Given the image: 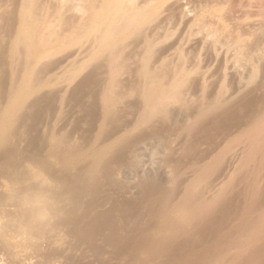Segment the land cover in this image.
Returning a JSON list of instances; mask_svg holds the SVG:
<instances>
[{
	"label": "bare ground",
	"instance_id": "6f19581e",
	"mask_svg": "<svg viewBox=\"0 0 264 264\" xmlns=\"http://www.w3.org/2000/svg\"><path fill=\"white\" fill-rule=\"evenodd\" d=\"M237 1L238 4H235L237 2L234 4L239 10H236L238 14L236 13L234 18L230 14L233 11V8H229L233 6L231 0H0V109L2 108V111L0 110V264H12L10 252L16 247L27 250L31 254L30 256L36 259L37 264H91L95 258L93 253H98L101 258L104 257L100 250L105 248L106 241L109 240V247L118 245V243L112 244V242L110 244V238L108 239L110 235L113 237L112 241L119 239V232V235L116 231H112V234L110 232L114 224L112 225L109 221L116 218L114 216L106 223L107 225L109 223L107 227L110 229L107 232L110 234L104 238L106 239L104 247L103 242H101L102 247L97 252L92 243L94 238L92 239L91 236L94 225L91 226V229L89 226L91 223L85 224V219L88 218L92 205L90 203L89 206V203H86L87 206L84 204L85 202L82 204V201H86V199L83 200L81 197L89 193L86 191L97 193V190H94V188H98L95 179L99 173L108 167H106L105 162L113 160L124 146L130 150L132 146L137 145L139 147L142 145V143L137 144L138 142L132 137V134L136 136V134L147 133L148 137H143V139L148 138V141H154L149 137V134L169 138L167 135L172 131L162 135L165 130H162L164 127H161L166 125L165 128H167L170 120L174 123V117L185 111L188 113V111L191 112L195 109L194 112L192 111L193 115H190L192 118L188 115L191 119L189 124L184 128L180 124V128L179 124L174 125L177 122L175 120L173 125L179 131L183 129L181 133H185L188 137H192L190 136L192 134L197 135L202 127V131L205 132L208 129L207 123L214 127L218 126L217 122H220L218 116L227 115L228 117L230 114V118L231 109L241 101L240 98L247 97L253 87L264 84V51L258 53V50L262 48H259L260 46L258 47L256 43L257 39H260L258 38L259 32H261L260 28L262 27V31H264V0ZM258 44L260 45V43ZM261 44L264 45V42ZM126 78L133 80L130 86H127L129 83L125 82ZM96 82L100 86L97 96L100 104L99 111L102 114L101 119L97 120L99 132L94 139L92 138L93 135L89 136V139H93V141L90 140L92 143L88 142L89 140L87 141L89 144L80 143L77 139L75 142L72 140L73 138L71 139L72 136L68 135L70 133L65 132L68 125L65 122L78 107V97H80L82 89L93 87ZM258 87L253 91H257ZM260 91L259 94H261ZM257 95L256 98H258ZM261 95L259 97L264 98ZM90 96L93 95L90 94ZM86 97L89 98L87 95ZM248 98L242 99L246 101L249 100ZM91 99L93 98L91 97ZM128 101L134 103L130 104ZM249 102H247L248 104L245 103L250 105L252 102ZM255 102L258 103L259 101ZM255 102L253 101V103ZM80 103H83L82 100ZM241 103L243 102L239 103L242 106ZM129 104L135 111L133 119H131V112L128 113L129 106L128 110L125 109L126 105ZM78 105L83 107V105ZM262 105L259 106L263 108ZM95 107L93 106V108ZM122 107H125L128 116L131 115L129 116L131 122L125 127L124 122L121 121L125 128L120 130V127L123 128V126L120 121V123L118 122V118L123 119L120 116ZM175 107L177 110L179 108V114L174 111ZM243 107H245L244 104ZM235 108L233 112L238 113ZM180 109L184 111L181 112ZM80 110L77 108V111ZM96 110L98 109L96 108ZM171 111L175 112V115H172ZM41 112L51 116L55 115L53 118L49 116L52 118L50 120H53L49 121L52 126V129L48 130L51 132H49V138H43L49 139L50 146L45 155L40 151V146V149L30 146L34 143L32 142L33 138L29 135L30 128L36 123L37 116ZM83 112L79 118H82ZM243 112L241 114H250L248 111ZM255 112H253L254 120L250 121L253 123L244 122V127L241 123V128H244L241 132L232 127L234 132L237 131L236 134L238 132L240 134L235 136L233 130L234 135L230 131L233 138L229 137L230 139L222 140L224 143L221 145H213L211 156L208 154L210 148H207L208 153L200 152L204 153L202 154L204 157L209 158V160H205V164L203 160L202 166L197 165L198 167H196L195 165L194 167L193 164H196L200 158L195 156L196 152L192 149L195 146L193 144L202 140L197 141L198 138L196 137L195 143L190 144L192 148L185 144L186 149L193 150L195 153L193 156L197 160L191 165L193 169L188 171L191 174L188 176L191 178L184 181L186 182L185 188L184 190L181 189L183 193L176 200L175 195L172 194L178 188L175 185V189L171 187L173 192L169 193L171 190L169 192L166 190V194H164L165 189L161 190L158 185L150 184L155 188L158 186V189L163 192H161L162 196L156 193L158 196L160 195L159 200L156 199L157 197L155 198L159 201V206H157L158 203L155 204L158 201L154 202V205L159 207L157 212L150 208L153 207L151 204H147L149 210L152 211L151 209H153L156 215L153 213L151 215L149 211H146L147 209L145 210L150 214L149 220H147L150 225V230H148L150 235L145 238L143 235L146 234H140L143 237L139 235L142 239L139 237L140 242L138 241L139 243L134 246L133 240L129 239L131 243L127 240L132 245L127 249H123L126 246L121 248L120 245L119 248L123 251H120V254L116 253L119 255L117 259L124 258L126 261L129 258V260L119 264H264V112L260 113L259 116L257 114L256 119L255 114L257 112ZM76 113L74 117L77 116ZM183 113L182 115H184ZM87 114L89 116V113ZM170 114L174 116L173 119ZM125 115L127 114L125 113ZM180 115L177 116L179 119L181 117V119L187 120L185 119L187 115L184 117ZM236 115L232 116L235 118ZM241 116L243 117V115ZM39 117L41 119H43L42 117L47 118L45 115ZM223 117L222 119H225V116ZM227 117L224 122L231 123L228 122ZM40 118L38 119L41 120ZM84 121L80 125L77 124L78 129L82 130L85 127ZM69 123L68 126L71 128V121ZM75 123L77 122L75 121ZM82 124L83 128L81 129ZM247 124L250 126L246 128ZM35 125L41 126L38 123ZM219 127L221 128L222 125ZM37 128L36 130H38ZM168 129L170 130V125ZM80 130L76 131L79 133ZM160 130L163 132L160 133ZM171 130L173 133L179 132L178 130L174 131V128ZM213 130L215 131V129ZM227 131L224 130V132L229 133ZM81 132L82 135L83 131ZM216 132L217 130L215 134H217ZM72 133H75V129ZM173 133L172 135H174ZM46 134L47 132H45V136ZM42 137L41 142L43 143ZM83 137L80 136L81 139ZM85 137L87 138V135ZM138 138H140V140L137 139L138 141L143 140L141 137ZM184 138L182 135V139ZM186 138L184 140L189 141ZM213 138H215L214 135ZM206 139L207 137L204 139L207 142L208 139ZM216 139L213 142H216ZM165 141L167 142L168 139L160 142L165 143ZM42 143L40 144L42 145ZM45 143L44 146L47 145ZM149 144L150 142L146 146ZM158 144L160 145V143ZM168 144L165 145L166 150H163L173 149L176 151L174 149L176 147L170 149ZM177 144L180 146L181 143L178 142ZM199 144L202 145V143ZM159 145L156 143L157 147L154 148L157 149ZM137 146L133 147L137 151L132 148L131 151L139 153ZM151 146L153 147V145ZM161 147L159 146L158 149ZM148 149H146L148 152L153 150ZM139 150L142 151V149ZM160 151L162 152V150ZM172 151H170L171 154L167 155L173 156ZM181 151H185V149ZM145 152L143 148V152L140 153L150 156L149 153ZM156 153L158 155V151L153 153L154 157ZM122 155L121 157H123ZM133 155L130 156L135 159ZM161 156L160 154L157 158L155 157L154 161L159 158L162 160ZM177 156L179 157V155ZM173 157L175 158V156ZM183 157L186 158V156ZM183 157L180 155V162ZM171 158L169 159L172 161L177 159ZM153 159L150 161L152 162ZM195 159H191L192 162ZM117 160V163H120L119 160L121 159L117 158ZM127 160L129 159L127 158ZM137 162L139 163V161ZM183 162H185L184 165H188L186 161L183 160ZM199 162L201 164L202 161L199 160ZM123 163L125 162L123 161ZM123 163H120L121 167H123ZM148 163L150 164V162ZM164 163L166 162H162L163 165ZM152 164L154 167V163ZM162 164L156 165L162 167ZM168 167L171 172H175L177 178L182 174L187 176L186 169L184 168V171L180 169L183 166L179 168L180 170H175L168 162ZM119 169L121 168L118 167ZM123 169L125 170V168ZM146 169L151 170L149 167L145 168V171ZM160 169L161 172L163 169ZM108 170L110 171L109 168ZM109 171H107L108 174ZM136 172L138 171L136 170L134 174ZM104 173L106 174V172ZM127 176L130 177V174L126 175V178ZM102 178L104 179V177ZM179 179L181 180L182 177ZM121 180L123 181L122 177L120 182H122ZM138 180L143 183L141 179ZM139 181L137 182L140 183ZM110 182L112 181L107 182L109 183L108 186L111 185ZM120 182L116 183L115 181L117 185L119 183L122 186ZM144 183L146 182L144 181ZM119 185L117 189L115 188L117 191L121 189ZM145 185L149 187V184H143V187ZM130 186L131 188L137 187V185L134 187L132 184ZM124 187L126 189V186ZM139 187L143 190L147 189L148 193L150 191V188L149 190L147 187L143 188L142 184ZM110 190H112L111 187L108 193L111 192ZM145 193L147 194V192ZM114 194L115 190L110 195ZM120 194L122 196V192ZM90 195L94 196L92 193ZM144 195L143 193L141 198ZM99 196L103 197L101 194ZM99 196H96L97 200L100 199ZM91 198L93 200L92 196ZM146 198L145 200L142 199V203L146 201ZM150 198L154 199L152 196ZM236 198L241 200L239 205L238 202L233 205ZM127 199L129 202L132 201L130 197ZM111 200L110 198V202H113ZM128 201L126 202L129 203ZM137 205L139 204L137 203ZM140 205L141 208L143 204ZM146 206L143 207L146 208ZM95 207L92 206L91 209ZM134 208L131 207V211ZM115 210L117 211V209ZM137 210L140 209L137 208ZM145 211L142 213L145 214ZM96 212L98 213V210ZM107 212L105 211L108 214L106 216L112 213ZM114 213L112 215H115ZM121 213L119 211L120 216L116 214L118 218L121 217ZM131 213L130 209L129 213L126 212L128 216H132L129 217L132 221L135 218ZM230 215L236 216L235 219L233 218V223H225L226 216L230 220L232 219ZM80 216L84 219H81L82 222ZM106 216L104 217L108 218ZM123 216L125 217V215ZM93 217H95V213ZM139 217L141 216L139 215ZM145 217L147 218L146 215ZM228 218L227 221H229ZM91 219L94 220V218ZM125 219L122 225L125 224L124 227L126 228L128 224L124 222ZM99 221H102L101 224L103 225V219ZM117 221L114 220L112 223ZM135 221L137 223V220ZM134 223L133 221L132 226H130L135 228L138 223L136 225ZM95 225L96 228L98 226L101 229L102 225L99 226L98 223ZM116 226L115 224L114 227ZM114 227L112 230L115 229ZM124 227H122L123 231ZM138 227L140 228V226ZM102 229L107 230L105 226L104 228L102 226ZM145 229L149 228L146 226ZM134 230L137 233V229ZM134 230H131L132 237L137 238L133 235ZM142 230L140 228L139 233ZM217 232L219 233L218 239V235H216L213 241H208L211 234L207 240L204 239V235L217 234ZM121 235L119 241H122L121 237L127 238L126 234L124 235L126 238ZM129 236L131 235L129 234L128 238H130ZM132 237L131 239H133ZM136 238L134 239L136 240ZM96 240L95 242H97ZM127 241L125 240V242ZM202 242H207L203 244L204 249L202 245L199 247L195 245L202 244ZM189 243L194 244L195 248L187 251L184 256L183 252L178 253V256H171L174 252L176 255V250L181 251V248L186 247L185 249L188 250L187 248L192 245ZM187 245L189 246L187 247ZM114 247L118 249V247ZM115 248V252H118ZM94 249L96 252L93 251ZM114 250L111 251L114 253ZM77 254L81 255L78 260L75 259ZM111 255L114 257V254ZM110 256L108 258L112 262L114 258L110 259ZM120 260L122 261V259ZM112 264L114 263L112 262Z\"/></svg>",
	"mask_w": 264,
	"mask_h": 264
},
{
	"label": "rangeland",
	"instance_id": "374dc122",
	"mask_svg": "<svg viewBox=\"0 0 264 264\" xmlns=\"http://www.w3.org/2000/svg\"><path fill=\"white\" fill-rule=\"evenodd\" d=\"M231 1H233V3L230 2L233 6L230 4L232 7H229V8H233V11H232V9H229V10L233 12V13L231 12L230 14H232L231 16L234 17V15H236V13L238 14V12L236 11V10H239V9L236 8V7H237L236 5L238 4V1H237V0H231ZM235 2H237V3H235ZM234 3H235L236 5H235ZM234 8H235V9H234ZM238 8H239V7H238ZM235 11H236V12H235ZM234 18H235V17H234ZM259 26H260V24H259ZM260 29H261V32H259V37H258V38H260V39H257V41H258V40H259V41H258V42L256 41V43H257L258 47L260 46L259 48H262V49H259V50H261V51L258 50V53H260V52L262 53V52L264 51V45L261 44V42H262V43L264 42V40H263V39H264V36H262V35H264V31H262V27H261ZM263 30H264V28H263ZM11 32L13 33V31H10V33H11ZM7 33H8V32H7ZM260 33H262V34L260 35ZM261 36H262V37H261ZM261 38H263L262 41H261ZM258 43H260V45H259ZM258 47H257V48H258ZM7 79H8V78H7ZM126 81H127V82H126ZM130 81H131V78H129V80H128V78H126V79H125V82H126V83H129V84H128V85H127L126 83H125V84H126L127 86H130V85L132 84V81H133V80L131 81V83H130ZM8 82H9V81L7 80V83H8ZM95 85H96V86H95ZM98 85H99L98 82H96V83H94V86H93V87H88V88H87V87H84V88L82 89L81 95H79L80 97H78V99H79L78 104L83 105V107H82V106H79V105L77 104V106H78V107H77L78 110H80L81 108H82V109L80 110L81 112H83L84 109L86 110V111L84 110V112H83V114H82V118H81V117L79 118V116H81V112H80V111H77V108H76V110L74 111L73 115H71V117L69 116L70 121H71V125H70L71 128L68 126V125L70 124V123H69L70 121H68L69 118H68L67 121L65 122L66 124L68 123L67 126L65 125V126H66V129L68 130V132H67L66 129H65V132H66L67 134L70 133V134H68V135H69L70 137L72 136L71 139L73 138L72 140H74L75 142L78 141V142H80V143L84 142V143H86V144H89V143H87V141L89 140L88 142L92 143L90 140L93 141V139L97 136V134H98V132H99V130H98V123H99V122H97V120L99 121V119H101L100 117H102V114H101L100 111H99V109H100V104H99V101H98L99 97H98L97 95H99L98 91H100V86H98ZM95 87H96V88L98 87V88H97V91H96V88H95ZM257 87H258V86L253 87L252 90L249 91V92H251V93H248V95L246 94L247 97H246V96H243V97L241 96L243 99H247L248 96H249V98H248L249 100H246V101H244L242 98H240V100L243 102V103H241L242 106L239 104V103L241 102L240 100H239L240 102L238 103L239 106H237V105H238L237 103H236L237 105H235V104H234L235 106L233 105V106H234L233 109L237 106V108H235V111L238 110V113L241 114L243 111H244L245 113H246V111H248V112H250V114H249V113H246V115H245V114H241V115H243V117H242L240 114H238L237 112H233L234 110L231 109V112H230V113H231V116H232V115L234 116L235 114H237L236 117H237L238 115L241 116V117L238 116L239 118L237 117V119H235L236 117L234 118V117L232 116V119H231V116H230V118H229V115H230V114L228 113V114H229L228 117H227V115H223V116H225V119H226V117H227V118L229 119L228 122H231V123H226L227 121L224 122L225 119H222V118H224L223 116H222V117L218 116L219 118H221V119L218 118V121H220V122H217V123H218V126L216 125V126L214 127V126H212L211 124L207 123V125L210 126V127L207 126V128H208L207 130H206L205 127H204V129L206 130V131L204 130L205 132L202 131V130H203V127H202V128H201L202 130H199V131L202 132V133L197 132V135H196V134H195V135L192 134V135H190V136H192V137H188L185 133H184V134L181 133V132H183V131H182L183 129H180V131H179V129H175V127H176L178 124H179V127H180V124L182 125V128L186 127V126L189 124L190 120H191V119L189 118V116H190V115H193V113H192L193 110H192L191 112L188 111V113H185L186 111L183 113L182 111H184V110L181 111V109H180V111L184 114V115H182V113H180V114H181V115H180V114H179V108H178V110H177V107H175L174 111H175L177 114H179L180 116L184 117V116H186V115H187V116L189 115L188 117L186 116L187 118L185 117V119H187V120H184V118L181 119V117H180V119H181V120H180V119L178 118L179 115H176V117L172 116V115H175V114H174L175 112L173 113V112L171 111V112H172V115H171V114H170V115L172 116V119H173V117H174L175 120H176L177 122H178V120H179V123H177V122L175 123V120H174V123H175V124H174L173 121H171V120L169 119V120H170V122H169L170 124L168 123L167 125H168V127H169V125H170V130L168 129V127L165 128L166 125H164V126H162L161 128L164 127L165 129L163 128L162 130H165V131L163 132L162 130H160L161 132H160V131H159V132H160V133L163 132L162 135H164V133H165V135H166L168 131H172V133H173V130H171V128H172V129L174 128V131L178 130L180 133H179V132H174V133H173L174 135H172V133L169 132V134L167 135L169 138H166L165 136H163V138H162V136H161V137H160V136H159V137H156V136H151V135L149 134V137H151L152 139H154V141H152V140H149V141H148V140H147L148 138H145L146 141L143 139V137H148L147 133H144V134L141 133V134H139L140 136H139L138 134H136V136H134V134H132V137H133L134 139H136V142H138V143H137L138 145H140V144L142 143V145H140L139 147H138L137 145H135V146H137L139 149H142V151H140V150L138 149V152H139V153H140V152L142 153V152H143V148H144V150L146 151L145 153H149L150 156H148L147 154L144 155V154H141V153L139 154V153H137V152H134L135 150L137 151V149L133 148V147H135V146H132V147H131L132 149H134V151H133V150L131 151V148H130V150H128L129 148H128L127 146H124V147H123L124 149L121 148V149H120V152L117 153V156L115 157L116 160H117V158H118V159H119V158L121 159V160H119V162H120L121 164L123 163V161L125 162V163H123V167H121V164H120V163H117L118 160L116 161L115 158H114L113 160L111 159V160H108V162H107V161L105 162V163H106V164H105L106 167H107V166H108V167H107L106 169H104L103 172L99 173V176L95 179V181L97 182L96 187L98 186V188H97V189L94 188V190H97V193H95L94 190H93L94 192H92V191H86V192H89V193H87V194H89V195H87V194H85V193L83 192L85 195H83L84 197H81V199H83V200L86 199V201H87V202H86V201H82V204L85 202L84 204L89 203V206H90V203H91V205H92L93 207H95L96 205H97L96 207H98V205H99L100 202H101V204H100L99 207H100V208H103V209H100L99 207H98L97 209H96V207L91 209L92 206H90V210H89V213H90V214H89V215H90V216H92V215L94 216V213H95V217H93V216L90 217V216L88 215V218L85 219V224H88V225H89V224L91 223V224L89 225L91 229H92V227H93V225H94V228H93L94 231L91 230V231H93V232H91V233H93L91 236H92V239L94 238V239H93L94 242L92 241V243H93V247L96 248L97 252L100 250V247H102V245H103V247H104V241H106V239H104V238H106V236L109 235L110 232H111V234H112V233H113L112 231H114V232L116 231V233H117L118 235H119V233H120V235L122 234L121 236H124V235L126 234L127 238H126L125 236H124V237H125L126 239H124L123 237H121V238H122V241H119V240H120V235H119V236H118L119 239H117V241H115V240L112 241V238H113V237H111L112 235L108 236V239L110 238V244H111V242H112V244H114V243H118V245H116V244L113 245V246L111 245V246H112V247L110 246V247L112 248V249H111V248L109 247V244H108V243H109V242H108L109 240L107 239V240H108V241H106L107 244H106V242H105L106 246H105V248H103V250H104V249H105V250H104V251H103V250H100V252L103 254L104 257L101 258V255H98V253H96V254L93 253L92 255H93V257H95V258H94L95 260L93 259V261H91V264H97L98 261L100 262V264L105 263V262H106L105 264H112V262H113L114 264H119L120 262H123V263H124V262H126V261L129 260V258H127L128 260H126V261L124 260V258H120V259H122V261H121L120 259H119V260H120V261H119V260L117 259V258H118L117 256H119V255H116V253H117V254H120L119 252H120V251H123L121 248H123L124 246H126V247H124L123 249H125V248L127 249L128 247H132V245L130 244L132 240H133V241H132V242H133V243H132L133 246H134L135 244H138V243L140 242V240L142 239V238L140 237V236H142V235H140V234H146V235H143L145 238H146L147 235H148V236L150 235V234L148 233V232H149L148 230H150V225H149V223H148V221H147V220H149L150 214H149L148 212H146V211H149V212L151 213V215H152V213H153V215H156V214H155V211L157 212V210H158L159 207H156V206L154 205V202H156V201L159 200L158 198L160 197V195L162 196V193H163V192H162L161 190H164V189H165V190H164V191H165L164 194H166V190H167L168 192L171 190V191L169 192V193H171V192H173V190H172L171 187L174 188V185H175V186L178 187V188H177L176 191L174 190V193H172V194L175 195V198H176V200H177V199L180 197L181 193H183V190H184V188H185V185H184V184H186V182H184V181H186V180H188L189 178H191V177H189V176H191V174H189L188 171H190V170L193 169V167H191V165L194 163V161H196L197 158L199 157L200 159H199V158H198V159H199L200 161H202L201 164H200L199 160H197V163L195 162L196 164H193V165H194V167H195V165H196V167H198V166H202V165H203V162H204L205 160H209V158L207 159V158L204 157L202 154H204L205 152H207L208 149L210 148L209 151H208L209 153H208V152H207V153L211 156V148H213V145H214V146H216V145H217V146H218V145H221V144L224 143L223 141H225V140L228 139L229 137H230V138H233V135H234L235 132H237L238 130H239V132H241L242 130H244L243 127H244L245 123L252 124L253 122H250V121H253V120H254L253 112H255L257 109H258V110L256 111L257 113L255 112V113H256V114H255V119L257 118V117H256L257 114H258V116H259L260 113H263V112H264V111H263L264 107L262 108L261 106H259V105H261V104H263L262 106H264V98H263V97H262V98L259 97V95H261L262 92H264V91H262V90L264 89V84H263V85H259L258 90L256 89L257 91H253V90H254L255 88H257ZM260 87H261V88H260ZM92 88H93V90H92ZM88 89H90V90H88ZM94 89H95V90H94ZM260 90H261V91H260ZM90 91H91V92H90ZM93 91H94V92H93ZM252 91H253V92H257L258 95H257V93L254 94ZM259 91L261 92V94H259ZM84 93H85V96L87 95V96H89V98H88V97L85 98ZM89 93L92 94L93 96H90ZM94 93H95V94H94ZM97 93H98V94H97ZM249 94H251V95H249ZM252 95H254V96L251 97ZM256 95H257L258 98H260L262 101H261L260 99L256 98V97H255ZM261 96H264V94H262ZM91 97H92L93 99H91ZM96 97H97V98H96ZM254 97H255L256 99H258V100H256ZM87 98H88L89 100H88ZM252 98H253V99H252ZM96 99H97V100H96ZM250 99H251V100H250ZM81 100H82L83 103H80ZM86 100H87V102H86ZM90 100H92L93 102L90 101ZM249 101L252 102V103L250 104V105H252V107H249L250 105H247L248 103H250ZM253 101H254V102H255V101H257V102L259 101V102H258L259 104L256 103V102L253 103ZM260 101H261L262 103H261ZM128 102H129L130 104L134 103V102H130V101H128ZM245 102H246V103L248 102V103L246 104ZM88 103H89V105H87ZM91 103H93V104H91ZM130 104H129V105H126V108H125V107H124V108L128 110V106H129V111H128V113L131 112V115H132V116H131L130 114H129V116H131L132 118H131V117H130V118L133 119V116L135 115V114H134L135 111L131 108V105H130ZM243 104L245 105V107H243ZM254 104H256V105H254ZM84 105H85V106H84ZM98 105H99V106H98ZM257 105H258V106H257ZM93 106H96V107L93 108ZM97 106H98V107H97ZM240 106H241V107H240ZM246 106H247V107H246ZM253 106H254V109H253ZM79 107H81V108L79 109ZM239 107H240V108H239ZM256 107H258V108H256ZM259 107H260V108H259ZM96 108H97L98 110H96ZM124 108L122 107V109H121L122 111H121V113H120V116L123 117V119H124L125 121H124L122 118H118V122H119V121H120V122L123 121V122H124L123 125L126 127V126H128V125L130 124L129 122H131V119H129L128 113H127V111H126ZM94 109H95L97 112H96ZM123 109H124V110H123ZM239 109H241V110L244 109V110H243V111H241V110L239 111ZM248 109H252V110H248ZM0 110L2 111V108H1ZM172 110H173V109H172ZM176 110H177L178 112H177ZM245 110H246V111H245ZM1 111H0V113H1ZM124 111H126V112H124ZM194 111H195V109H194ZM194 111H193V112H194ZM252 111H253V112H252ZM259 111H260V112H259ZM261 111H262V112H261ZM76 112H78V113H80V114H77ZM86 112L89 113V116H87L88 114H87ZM232 112H233L234 114H233ZM244 112H243V113H244ZM258 112H259V113H258ZM75 113H76V115H77L78 117H77V116L74 117ZM98 113H99V114H98ZM125 113H126L127 115H125ZM42 114H43V115H42ZM100 114H101V116H99ZM247 114H248V115H247ZM44 115H45L49 120H48L47 118L45 119V117H42L43 119H41V118L39 117V116H44ZM244 115H245V117H244ZM260 115H261V114H260ZM49 116L52 117V118L55 117V115H54V116H53V115L51 116V115H47L46 113L41 112V113L37 116L36 123H34V124L32 125V127L30 128V133H29L30 137H32V138L34 139V140H33V139L31 138V139H32V142H34V143H32V144L30 145V146H32L31 148H36V149H40V148H41L42 150L40 149V151H41L44 155L48 153L49 148H50L49 143H48V142H49V139H48V140L43 139V138H46V137L49 138L50 133H51V132L48 131V130H49V129H52V126H51L50 122L53 121V120H50V119H52V118H49ZM83 116H84V117H83ZM85 116H86V117H85ZM120 116H119V117H120ZM126 116H127V117H126ZM171 116H170V117H171ZM177 116H178V117H177ZM250 116H251V118H250ZM92 117H93V119H94V117H96V119H94V121H92V120H93ZM190 117L192 118V116H190ZM247 117H249L250 119L247 118ZM252 117H253V118H252ZM38 118H40L41 120H39ZM177 118H178V119H177ZM241 118H244V119H243L244 121H243ZM44 119H45V120H44ZM79 119H80V120H79ZM127 119H128V120H127ZM233 119H234V121H233ZM240 119H241V120H240ZM246 119L249 120L250 123L247 122ZM252 119H253V120H252ZM73 120H74V123H73ZM82 120H83V121L86 120V121H84L85 123H83L84 125H85V124H86V125H85V127L83 128V124H82V125L80 126V128H81V129L83 128V129L80 130V129H78V127H79L78 125H80V123L83 122ZM183 120H184L185 122H184ZM230 120H231V121H230ZM237 120H240V121H237ZM49 121H50V122H49ZM75 121H76L77 123H75ZM81 121H82V122H81ZM95 121H96V122H95ZM126 121H127V122H126ZM180 121H181V122L183 121V123H180ZM222 121H223V122H222ZM235 121H236V123H235ZM40 122H41V124H40ZM120 122H119V123H120ZM171 122H172V123H171ZM232 122L235 123V124H233ZM244 122H245V123H244ZM37 123L39 124V126H40V125H41V126H40V127H38V125L36 126L35 124H37ZM43 123H44V125H43ZM48 123H49L50 125H49ZM184 123H185V124H184ZM241 123H242V126H243L242 128H241ZM77 124H78V125H77ZM91 124H93V125H91ZM171 124H172V125L174 124V125H176V126L173 125V127H172ZM243 124H244V125H243ZM248 124L245 126L246 128L250 126V125L248 126ZM42 125L44 126L43 128H42ZM96 125H97V127H96ZM121 125H122V122H121ZM121 125H120V126H121ZM123 125H122V126H123ZM219 125H220V126L222 125V127L220 128ZM33 126H34V128H33ZM46 126H49V127L46 128ZM124 126H123V128L120 127V128H121L120 130L124 129V128H125ZM205 126H206V125H205ZM238 126L241 128V130H240V128H239ZM37 127H38V128H37ZM179 127H178V128H179ZM230 127H231V128L233 127L234 129L236 128L235 130H237V129H238V130L234 132V129H233V128L231 129ZM36 128H37L38 130H36ZM39 128H41L42 130L40 129V131H39ZM161 128H160V129H161ZM180 128H181V127H180ZM211 128H212V129H211ZM222 128H223L224 130H226V131L228 130L227 132H229V133L224 132V130H223ZM31 129H32V130H31ZM34 129H35V130H34ZM71 129H73V130H71ZM74 129H75V133H72V131H74ZM166 129H168V130L166 131ZM209 129H210V130H209ZM213 129H215V131L217 130V132H216L217 134H215V131H214ZM221 129L223 130V132H222ZM76 130H77V131L80 130L79 133H78ZM85 130H86V132L84 133ZM96 130H98V131H96ZM208 130H209V131H208ZM211 130H212V131H211ZM232 130H233L234 133L232 132ZM33 131H34V132H33ZM51 131H52V130H51ZM69 131H70V132H69ZM81 131H83V134H84V135H83V134H82V135L80 134V133H82ZM91 131H92V132H91ZM230 131L232 132L233 135L230 134ZM42 132H43L44 134H41ZM45 132H47L46 136H45ZM49 132H50V133H49ZM93 132H94V133H93ZM207 132H208V133H207ZM239 132H238L237 134H240ZM31 133H32V136H31ZM37 133H40V134H37ZM86 133H87V134H86ZM92 133H93V134H92ZM122 133H123V131H122ZM198 133H199V135H198ZM203 133H206V134H203ZM210 133H211V134H210ZM220 133H224V134H220ZM34 134H35V135H34ZM36 134H37V135H36ZM48 134H49V135H48ZM74 134H75V135H74ZM77 134H78V135H77ZM79 134H80V135H79ZM95 134H96V135H95ZM176 134H177V135H176ZM200 134H201V137H200ZM202 134H203V137H202ZM212 134L214 135L215 138L218 139V141H217V139H216V142H218L217 144H216V142H213V141H215V138H213L214 140L212 139V136H213ZM218 134H219V135H218ZM225 134H226L228 137H227V136H224ZM237 134L235 133V136H236ZM42 135H43V137H42ZM47 135H48V136H47ZM73 135H74V137H73ZM86 135H87V138L85 137ZM92 135H93L94 137H93ZM143 135H146V136H143ZM160 135H161V134H160ZM182 135H183V138H184V137H185V138L187 137L186 139H189V141H188V140H184L185 138L182 139ZM204 135H206V136H204ZM208 135H209V136H208ZM39 136L42 137V141H43V143L41 142V137H39ZM80 136H81V137L84 136V137L81 139ZM89 136H92L93 139H89V138H90ZM235 136H234V137H235ZM237 136H238V135H237ZM76 137H77V138H76ZM138 137H141V138L143 139V140L141 139L143 142H142V141H138L137 139L140 140V138H138ZM193 137H194V138H193ZM196 137H197L198 139H197ZM206 137H207V139H208V141H209L208 144H209L210 146H212V147H210V146L207 144L208 141L206 142V141L204 140ZM208 137H210V138H208ZM222 137H223V138H222ZM224 137H226V138H224ZM84 138H85V140H84ZM158 138H159V142H158ZM178 138H180V139H178ZM190 138H192V139H190ZM219 138H221L220 141H219ZM230 138H229V139H230ZM46 139H47V138H46ZM76 139H77V141H76ZM79 139H80V140H79ZM86 139H87V140H86ZM149 139H150V138H149ZM155 139H156V140H155ZM160 139H162V140H160ZM166 139H168L167 142H166V141H165V143H164V142H160V141H164V140H166ZM169 139H170V140H169ZM174 139H175V141L177 140V141L179 142V144L181 143L183 146H182L181 144H180V146H178V144H177L178 142H175ZM193 139H194V140H193ZM196 139H197V141H199L200 139H201L202 141H201V142H200V141H199V142L196 141V142H197V143H196L197 145H196V144H193V143H195V140H196ZM207 139H206V140H207ZM38 140H39V141H38ZM190 140H191V141H190ZM222 140H223V141H222ZM44 141H47V142L45 143ZM182 141H183V143H182ZM185 141H186V143H185ZM193 141H194V142H193ZM39 142L42 143V145H41ZM146 142H147V143L150 142V144L153 145V147H152L150 144H149V146H146V144H147ZM154 142H155V144H154ZM188 142H189V145H188ZM205 142H206V143H205ZM219 142H220V143H219ZM44 143L47 144V145H45L46 147L44 146ZM145 143H146V144H145ZM156 143H157V145H159L158 143H160L159 146H162V147H161L160 149H158V148H159V146H158V148L155 149V148L157 147V146H156ZM162 143H163V144H162ZM168 143H170V144H168ZM175 143L177 144V146H176ZM191 143H192L193 145H195V146H193L194 148L191 147V146H192V145H190ZM199 143H202V145L199 144ZM204 143H205V144H204ZM167 144L169 145L170 149H171V147H172V148H173V147H176V148H174V149H176V151L173 150V149H172L173 151H172V150L165 151V150H166L165 145L167 146ZM185 144H187L188 147H190V148H192L193 150H195L196 155H195V153H193V150H192V149L190 150L188 147H187L188 149H186V148H185V147H186ZM206 144H207V145H206ZM154 145H155V146H154ZM39 146H40V148H39ZM129 146H130V145H129ZM145 146H146V147H145ZM206 146H207V147H206ZM27 147H28V146H27ZM137 147H136V148H137ZM140 147H141V148H140ZM154 147H155V148H154ZM200 147H201V148H200ZM148 148H149V149H153V150H150V151L148 152V151L146 150V149H148ZM198 148H199V149H198ZM207 148H208V149H207ZM44 149H46V150H44ZM126 149H127V150H126ZM149 149H148V150H149ZM154 149H155V150H154ZM163 149H165V150H163ZM184 149H185V151H187V152H185V151H181V150H184ZM202 149H204V150H202ZM122 150H123V151H122ZM125 150H126V151H125ZM160 150H162L163 153H162ZM212 150H213V149H212ZM121 151H122V154H123V155L121 154ZM156 151H158V155H157V153H156V154H155V157L157 158V156H159V155L161 154V155H162V156H161V159L163 158L162 160H160V158L157 159V160H156L157 162L154 161L156 158L153 156V153H155ZM170 151H172V155L175 156V158H177V159H179L180 155H181L182 157H183V156H186V158H185V157L181 158V162H180V159H179V160H178V161L180 162V163H179L178 161H176L177 159H175L173 156L170 155V156L173 157V158H171L170 156H168L169 154H171ZM190 151H191V152H190ZM167 152H168V153H167ZM175 152H176V153H175ZM200 152H204V153H200ZM130 153H131V154H130ZM133 153H134V155H133ZM159 153H160V154H159ZM199 153H200V155H199ZM207 153L205 154L206 156L208 155ZM128 154H129V155H128ZM167 154H168V155H167ZM183 154H184V155H183ZM121 155H122L123 157H126V158L121 157ZM127 155H128V156L133 155V156L135 157V159H134L132 156L128 157ZM138 155H139V156H138ZM140 155H141L142 157H141ZM143 155H144V157H143ZM163 155H164V157H163ZM177 155H179V157H178ZM188 155H190V156H188ZM191 155H192V156H191ZM193 155H195L197 158H196L195 156H193ZM145 156H146V157H145ZM137 157H139L140 159H138ZM166 157H169V158H171V159H175V161H176L177 163H179V164H177L174 160H173V161H174V162H173V161L170 160L169 158L167 159ZM190 157H193V158H190ZM208 157H209V156H208ZM127 158H128L129 160H127ZM132 158H133V159H132ZM147 158H149L148 161H147ZM153 158H154V159H153ZM165 158H166V159H165ZM195 158H196V159H195ZM203 158H204V159H203ZM143 159L146 160V161H144ZM152 159H153V161L151 162L150 160H152ZM182 159H183L184 161H186V164H188V165H184L185 162L182 163V161H183ZM191 159H195V160H193V162H192ZM133 160H134V163H135L134 165H133ZM142 160H143V162H142ZM167 160H168V161H167ZM189 160H191V161H189ZM203 160H204V161H203ZM109 161H111V162H109ZM135 161H136V162H135ZM137 161H139V163H138ZM159 161H160V162H159ZM164 161H165L166 163H164V165H163L162 162H164ZM115 162H116V163H115ZM148 162H150L151 165H150ZM168 162L172 165V168H174L175 170H176V169H179V168L182 167V166H183V168H180L182 171H184V170H183L184 168L186 169L185 171H186V175H187V176H184L185 174H182V175L179 177V178L182 177L181 180H182L183 182H182L179 178H177V177H178L177 175H176L177 177L175 176V172H174V173L171 172V169H170L171 166H170V168L168 167ZM198 162H199V163H198ZM207 162H208V161H207ZM109 163H110V164L112 163V164L110 165ZM128 163H129V164H128ZM152 163H154V167H153V164H152ZM160 163L163 165V166L161 165L162 167H160V165H156V164H160ZM174 163H175V164H174ZM205 163H206V161L204 162V164H205ZM107 164H108V165H107ZM142 164H143V165H142ZM148 164H149L150 166H149ZM199 164H200V165H199ZM112 165H113V167H111ZM115 165H117V166H115ZM125 165H127V167H124ZM135 165H136V166H135ZM141 165L143 166L144 169L142 168ZM175 165H176V166H175ZM177 165H178V167H177ZM181 165H182V166H181ZM197 165H198V166H197ZM164 166H165V168H164ZM189 166H190V167H189ZM118 167H120L121 169L125 168V170H124V169H123V170H121V169L118 170ZM147 167L151 168V170L146 169V171H145V168H147ZM152 167H153L154 169H153ZM155 167H156V168H155ZM157 167H158V171H157ZM108 168L110 169V171L108 170ZM113 168H114V169H113ZM126 168H128L129 170L126 169ZM160 168L163 169L164 171L161 170ZM111 169H112V171H113V170H114V171H117V173H114V171H113V173H112ZM159 169L161 170V172L159 171ZM168 169H169V170H168ZM180 169H179V170H180ZM187 169H188V170H187ZM126 170H127L128 172H127ZM131 170L134 171V172L137 170L138 172H136V174H134V172L131 173V172H132ZM179 170H178V171H179ZM107 171H109V174H108ZM119 171H120V172H119ZM140 171H141V172H140ZM178 171H177V173H178ZM104 172H106V174H105ZM123 172H124V173H123ZM139 172H140V174H139ZM179 172H180V171H179ZM121 173H122V174H121ZM112 174H113L115 180H114L113 176H111ZM129 174H130V177L127 176V178H126V175H129ZM132 174H133V175H132ZM138 174H139V175H138ZM143 174H144V175H143ZM102 175H103V176H102ZM107 175H109V176H107ZM136 175H137V176H136ZM188 175H189V176H188ZM110 176H111V177H110ZM102 177H104V179H106V178H108V179L104 180ZM105 177H106V178H105ZM121 177H122V179H123V181L121 180L122 182H120ZM128 177H129V178H128ZM132 178H133L134 180H133ZM118 179H119V180H118ZM130 179H131V180H130ZM138 179H141V180L143 181V183H142L141 181H139ZM146 179H147V180H146ZM176 179H178L177 181L180 180V182H177ZM110 180H111L112 182H110L111 185L108 186L107 184H109V183H107V182L110 181ZM115 181H116V183H117V182H120V184L123 186V187L120 186L119 183H118L119 187H121L120 190L118 189L119 193H117L118 191H117L116 189H117L118 185L115 183ZM128 181H129V182H128ZM137 181H139L140 183H138ZM144 181H145L146 183H144ZM174 181H176V182L174 183ZM105 182H106V183H105ZM113 182H114L115 184H114ZM127 182H128V183H127ZM149 182H150V183H149ZM103 183H105V184H103ZM112 183H113L114 185H113ZM135 183H136L137 187H136V185L134 186ZM151 183H152L153 185H154V184H155V185H158L159 188L161 187V190L158 189V186H156V188H157V189H156L153 185H150ZM173 183H174V184H173ZM177 183H181V184L178 185ZM129 184H130V185L132 184V186H134V187H136V188H133V187L131 188V186H130ZM141 184H142V187H143V184H149V187H148V185H145V187H147L148 190H149V188H150L149 193H148L147 189H144V190H146L145 192H147V194H150V195L152 196V198L154 197L153 200L150 198V197H151L150 195L148 196V195L144 192V190L141 189V188L139 187ZM138 185H139V186H138ZM170 185H171V186H170ZM172 185H173V186H172ZM183 185H184V186H183ZM124 186H126V189H125ZM150 186L152 187V189H151ZM110 187H111L112 190H110L111 192L108 193ZM138 187H139V188H138ZM145 187H143V188H145ZM169 187H170V188H169ZM176 187H175V188H176ZM181 187H183V188H181ZM102 188H103V189H102ZM115 188H116V189H115ZM154 188H155L156 190H155ZM162 188H163V189H162ZM167 188H168V189H167ZM175 188H174V189H175ZM104 189H105V190H104ZM124 189H125V190H124ZM153 189H154V190H153ZM181 189H183V190H181ZM106 190H107V191H106ZM114 190H115V194H114V195H110V194H113V193H114ZM122 190H123V191H122ZM127 190H129V191H128V192H125V191H127ZM158 190H159V191H158ZM104 192L106 193V196H107V197L105 196L106 198L104 197V195H105ZM120 192H122V196H121ZM161 192H162V193H161ZM168 192H167V193H168ZM175 192H176V193H175ZM177 192H178V193L180 192L179 195H178ZM91 193L94 194V196H95V194H96V196H99L100 194L103 195V197H102V196H101V197L99 196L100 199L102 198L103 200H102V199L100 200L99 198H98L99 200H97V199H96V196L94 197L93 195H90ZM99 193H100V194H99ZM127 193H128V194H127ZM143 193H144L145 195L141 198V196L143 195ZM156 193H158V194H160V195L158 196ZM169 193H168V194H169ZM164 194H163V195H164ZM146 195H147V197H148V201H147ZM153 195H154V196H153ZM155 195H157V196H155ZM81 196H82V195H81ZM91 196L93 197V200H92ZM120 196L123 198V200H122V198H121ZM128 196L130 197V200H132V201H130L132 204L128 201V200H129V199H127V198H129ZM86 197H87V198H86ZM89 197H90L91 199H90ZM112 197H114V198H112ZM117 197H118L119 199H118ZM125 197H127V198H125ZM156 197H157V198H156ZM88 198H89V199H88ZM94 198H95V199H94ZM104 198H105V200L107 199V201H105ZM110 198L112 199L111 201H113V202H110ZM116 198H117V199H116ZM140 198H141V199H140ZM145 198H146V201H147L146 204H145L146 201H144V203H142V199L145 200ZM155 198L158 199V200H155ZM87 199H88V200H87ZM108 199H109V200H108ZM124 199H126V200L124 201ZM95 200H97V201H95ZM149 200H150V202H151V201H153V202L150 203ZM154 200H155V201H154ZM88 201H89V202H88ZM92 201H93V202H92ZM98 201H100L99 204H98ZM108 201H109V203L111 204L110 206H109V203H107ZM126 201H128L129 203H127ZM139 201H140V202H139ZM237 202H238V205H239V204L241 203V200H240L239 198H236V199L234 200L233 205H234V204H237ZM93 203L95 204V206H94ZM106 203H107V204H106ZM123 203H125V204H123ZM133 203H134V204H133ZM137 203H138L139 205H140V204H141V205L143 204L142 206L140 205L141 208L139 207V205H137ZM157 203H158V205H157ZM129 204H130V205H129ZM144 204H145V205H144ZM147 204H148V205L151 204V206H153V207H150V208L155 209V211H153V209H151L152 211H150V210H149L150 208H149V206H148ZM155 204H156L157 206H159V201L156 202ZM86 205L88 206V204H86ZM101 205H102L103 207H102ZM104 205H106V206H104ZM132 205H133V206H132ZM134 205L137 206V207H135ZM146 205H147V206H146ZM111 206H112V207H111ZM143 206H144V207L146 206V208H144ZM113 207H114L115 209H117V211H116L115 209H112ZM131 207H133V208L135 207V208L132 209V210L134 211V213L136 214V216H135V214L133 213V211H131ZM142 207H143L144 209H143ZM110 208L112 209V211H111ZM137 208H139L140 210H137ZM93 209H95V210L93 211ZM105 209H106V210H105ZM108 209L110 210V212H107V211H109ZM129 209H130V212L133 213V214L131 213V215H134L133 217L135 218V219H132V221L129 219L130 215L128 216V215L126 214V212L129 213ZM141 209H142V211H141ZM146 209H147V210H146ZM96 210H98V213L96 212ZM101 210H102V212H101ZM104 210H105L107 213H109V214H110L111 212H112V213L115 212V213H114L115 215H112V213H111V215L106 216V215H108V214H106ZM145 210H146V211H145ZM90 211H91V212H90ZM119 211H120V213L122 212V213H121V217H122V218L119 217V218H121V219L118 218V215L120 216ZM143 211H145V214H143V213H144ZM100 212H101V214H99ZM103 212H104V213H103ZM124 212H125V214H124ZM136 212H137V213H136ZM142 212H143V213H142ZM146 213H147V214H146ZM116 214H118V215H116ZM137 214H139L141 217H139V215H137ZM99 215H101V216H99ZM123 215H125V217H124ZM126 215H127V217H128L129 220L127 219ZM145 215L147 216V218L145 217ZM104 216H106V217H108V218H105ZM112 216H113V217H112ZM114 216H115V218H116V219H114V220H116V221L118 220L116 223H112V221H114V220H112V221L110 220L111 218H114ZM230 216L232 217V219H231L232 221L226 216V217H225V220H226V221L224 220L225 223H231V222L233 223V221H234V219L236 218V216H235V215H230ZM230 216H229V217H230ZM234 216H235V217H234ZM99 217H100V219H99ZM102 217H103V218H102ZM123 217L126 218L124 222L128 224V225H126V226H127L126 228L124 227V225H125L124 223H123L124 225H122V222H123V220H124ZM131 217H132V216H131ZM131 217H130V218H131ZM79 218H80V220L82 219L81 216H80ZM89 218H90V219H89ZM91 218H94V220L91 219ZM96 218H98V219H96ZM141 218H143V219H141ZM227 218L229 219V221H227ZM233 218H234V219H233ZM101 219H103V222H104L103 225L101 224L102 221H99V220H101ZM105 219H106V220H105ZM80 220H79V221H80ZM82 220H84V219H82ZM82 220H81V222H82ZM92 220H93V221H92ZM109 220H110V221H109ZM121 220H122V221H121ZM126 220H127V221H126ZM135 220H137L138 225H136L137 223H136ZM94 221H95V222H94ZM108 221H109L112 225H113V224H114V225H115V224L117 225L116 227H114V225L112 226V227H114L116 230H115L114 228H113L114 230H112V227H111V229H110V227H109V228L107 227V226L109 225V223H108V225L106 224ZM133 221L135 222L134 224L136 225L135 228L137 229V233H136V230H134L135 228H134V227H131ZM146 221H147V222H146ZM81 222H80V223H81ZM118 222H119V223H118ZM141 222L143 223V225H142ZM93 223H94V224H93ZM96 223H98L99 226L102 225L103 228H104V226H105V229L107 228V230L102 229V226L100 227L102 230L99 229L98 226H97V228H96V227H95V226H96V225H95ZM144 223H145V224H144ZM147 223H148V224H147ZM81 224H82V223H81ZM104 224H106V225H104ZM130 225H131V226H130ZM91 226H92V227H91ZM110 226H111V225H110ZM118 226H119V227H118ZM121 226L124 227V231H125V232H127V230H128V232H127L128 234L125 233V232L122 230L123 228H122ZM137 226H140L141 230H142V228H143V230H142L141 233H139L140 228H139V227L137 228ZM144 226H145V227H144ZM146 226H147V228H149V229L146 230V229H145ZM95 228H96V230H95ZM131 228H132V229H131ZM133 228H134V229H133ZM109 229H110L111 231H110V232H107V231H109ZM117 229H119V231H117ZM125 229H126V230H125ZM129 229H130V233H129ZM144 229H145V230H144ZM103 230H104V231H103ZM131 230H134V231H133V232H134L133 235H134V236H137V238H136V237H132V231H131ZM102 231L104 232V234H103ZM144 231H146V232H144ZM106 232H107V233H106ZM118 232H119V233H118ZM143 232H144V233H143ZM124 233H125V234H124ZM138 233H139V234H138ZM102 234L104 235V237L102 236ZM129 234L131 235V236H129L130 238H128V235H129ZM137 234H138V235H137ZM210 234H211V236H212L213 238L210 236ZM96 235H98V236L96 237ZM139 235H140V236H139ZM214 235H215V236H214ZM216 235H218V236H217V239H218V238H219V233H218V232H217V234H216V233H209V234H207V235H204V239L207 240V239L209 238V236H210V238L208 239V241H209V240H210V241H213V240L216 238ZM143 236H142V237H143ZM148 236H147V237H148ZM95 237L97 238V240H96ZM99 237H100V238H99ZM102 237H103V238H102ZM131 237H132L133 239H131ZM139 237L141 238L140 240H139ZM214 237H215V238H214ZM134 238H136V240H135ZM211 238H212V239H211ZM99 239H100V240H99ZM102 239H104V240L101 241ZM123 239H124V241H123ZM129 239H130L131 241H130ZM143 239H144V238H143ZM95 240H96L97 242H95ZM125 240H126V241H127V240L130 241V243H128V241L125 242ZM136 241H137V242H136ZM138 241H139V242H138ZM101 242H103L102 245H101ZM122 242H123L124 244H123ZM204 243H207V242H204ZM204 243L202 242V244H195V245H197L198 247H199V245H200V246L202 245V247H203V249H204V246H203ZM98 244H100L101 246L98 245ZM191 244H192V243H189V245H191ZM97 245H98V248H97ZM120 245H121V248H119ZM127 245H129V246H127ZM130 245H131V246H130ZM189 245H187V247H188ZM193 245H194V244H192L189 248H187L188 250L185 249L186 247L184 248L185 250L182 249V248H181V251L176 250V251H177V252H176V255H174V253H175V252H174V253L171 254V256H178V253L180 254L181 252H183V256H184V254H187V251H189L190 249L192 250V248H193V249L195 248V246H193ZM114 246L118 247V249H121V250H118V249L115 248ZM122 246H123V247H122ZM192 246H193V247H192ZM197 246H196V247H197ZM113 247H114L115 249H117L116 251H118V252H115V250H114ZM198 247H197V248H198ZM202 247H201V248H202ZM197 248H196V249H197ZM101 249H102V248H101ZM96 250L94 249L93 251L96 252ZM108 250H109V253H107ZM111 250H114V253H113V251H111ZM102 251H103V252H102ZM105 251H106V252H105ZM104 252H105V253H104ZM110 253H111V254H114V257H111L112 255H111ZM10 254H11V255H10V260H11V262H12V261L14 262V263L12 262V264H16V262H17V264H37V263H36V259L32 258V256H30L31 254H29V253L27 252V250L20 249V248L16 247L14 250L11 249ZM82 255H83V254H82ZM110 255H111V256H110ZM115 255H116V258H115ZM108 256H110V259H111V258H114V259H112V262H111V260H109ZM80 257H81L80 254L75 255V259L77 258L76 260H78ZM93 257H92V258H93ZM98 257H99V259H98ZM96 258H97L98 261L96 260ZM103 258H104V259H103ZM100 259H102V260H100ZM116 259H117V260H116ZM106 260H107V261H106ZM115 260H116V263H115ZM130 260H132V259H130ZM104 261H105V262H104ZM99 262H98V264H99ZM107 262H108V263H107ZM109 262H110V263H109ZM117 262H118V263H117ZM132 262H133V261H132ZM128 263H129V262H128ZM56 264H57V263H56ZM89 264H90V263H89Z\"/></svg>",
	"mask_w": 264,
	"mask_h": 264
}]
</instances>
